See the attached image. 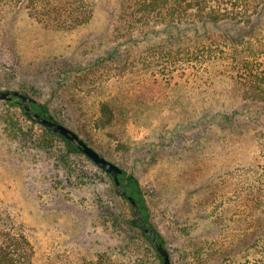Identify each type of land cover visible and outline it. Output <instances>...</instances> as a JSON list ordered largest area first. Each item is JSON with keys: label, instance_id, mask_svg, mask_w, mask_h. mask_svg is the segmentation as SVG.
<instances>
[{"label": "rangeland", "instance_id": "rangeland-1", "mask_svg": "<svg viewBox=\"0 0 264 264\" xmlns=\"http://www.w3.org/2000/svg\"><path fill=\"white\" fill-rule=\"evenodd\" d=\"M18 2L0 14V89L48 103L138 176L173 264H217L223 241L247 239L259 142L225 115L256 106L246 109L240 84L192 47L217 27H165L127 3L121 11V0ZM111 99L129 117L103 127ZM132 216L108 172L0 99V222L30 238L34 264H163Z\"/></svg>", "mask_w": 264, "mask_h": 264}, {"label": "trees", "instance_id": "trees-1", "mask_svg": "<svg viewBox=\"0 0 264 264\" xmlns=\"http://www.w3.org/2000/svg\"><path fill=\"white\" fill-rule=\"evenodd\" d=\"M5 1H7V7L2 8L0 14L19 7V0ZM126 3L132 6L134 14L140 15V19L149 20L154 17L165 27H180L184 24L194 28L200 25L209 27L210 24L217 27L214 30L207 28L202 36H196L192 47L195 49L203 45L206 48L204 49L206 50L204 63L209 68L220 67L222 76L233 78L240 84L242 93L239 99L246 109L256 106L252 114H248L249 112L243 114L236 110L233 114L227 113L225 119L234 120L241 128L251 127L255 131L254 138L259 143L253 161L257 162L258 168L260 167L255 168L257 169L256 176L248 188V198L244 200L246 203H251L250 211L254 215L255 224L247 239L238 237L236 240L230 239L231 242H222L223 247L217 255L219 260L217 264H264V0H121V11H124ZM42 11L44 15L49 12L45 9ZM156 26L152 28L156 29ZM6 102L19 105L24 115L33 120L25 112L18 97L6 100ZM31 105L43 116L58 120L48 103L37 99L31 102ZM247 111L251 112V110ZM120 116L129 117V109L123 106L117 107L114 99L101 102V118L107 117L103 127ZM43 127L47 133L62 138L69 153H83L78 144L45 125ZM122 168L120 179L123 186L137 200L145 221L155 228L159 240L167 247L171 256L165 236L152 221L151 208L141 180L134 172ZM108 175L117 193L129 202L120 194L113 176L109 173ZM132 210L133 216L129 219L130 224L141 230L156 251L158 258L163 262L151 236L135 219L133 206ZM9 227L7 223L0 222V264H34V246L30 238L25 232ZM191 247L195 249V252H200L203 245L196 241L191 244ZM200 253L202 254V251ZM206 258L208 259L205 256Z\"/></svg>", "mask_w": 264, "mask_h": 264}, {"label": "water", "instance_id": "water-1", "mask_svg": "<svg viewBox=\"0 0 264 264\" xmlns=\"http://www.w3.org/2000/svg\"><path fill=\"white\" fill-rule=\"evenodd\" d=\"M15 97H18L22 106L25 109L27 115L32 118L33 120L49 127L54 132H58L62 134L67 139L71 140L72 142L78 144L80 149L90 157L98 166L104 169L106 172L113 176V179L117 185V188L122 196L127 198L129 202L132 204L134 209V217L139 222L141 228L152 238V242L154 246L157 248L159 253L163 258V264H172L170 253L167 247L159 240L157 231L155 228L149 226L145 221L142 210L137 202V200L130 195L126 188L123 186L120 174L123 171L121 165L117 162L107 158L103 154H101L95 147L89 144L85 138H83L77 131L73 128L69 127L68 125L54 120L52 118L43 116L37 110H35L31 102L35 101L36 99L33 96H30L19 89H0V99L4 100H12Z\"/></svg>", "mask_w": 264, "mask_h": 264}]
</instances>
